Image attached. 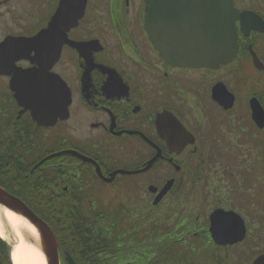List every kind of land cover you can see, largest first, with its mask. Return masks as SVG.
Returning <instances> with one entry per match:
<instances>
[{
	"label": "flooded vegetation",
	"instance_id": "af4514ba",
	"mask_svg": "<svg viewBox=\"0 0 264 264\" xmlns=\"http://www.w3.org/2000/svg\"><path fill=\"white\" fill-rule=\"evenodd\" d=\"M150 2L0 0V43L15 39L0 49L12 55L0 67V187L59 202L47 209L58 264H254L264 0H233L246 15L237 52L214 66L166 62L144 28ZM166 46L182 53L179 36ZM25 70L59 78L54 103L16 98L11 75Z\"/></svg>",
	"mask_w": 264,
	"mask_h": 264
},
{
	"label": "water",
	"instance_id": "95a60500",
	"mask_svg": "<svg viewBox=\"0 0 264 264\" xmlns=\"http://www.w3.org/2000/svg\"><path fill=\"white\" fill-rule=\"evenodd\" d=\"M189 1L191 2L192 0H179V2L168 5L169 3H162L161 0H151L144 20V28L150 41L155 47L159 48L164 60L173 65L214 66L230 61L237 52V27L235 21L239 18L243 19L246 15L238 13L233 8V0H195V3L199 5L188 3ZM163 9L169 12L164 11L165 13L162 14L161 11ZM204 9H210V16L200 20L193 15V11ZM173 18H178L179 21L176 23L169 22ZM172 36L180 37L181 46L179 50L182 53L173 54L172 48L166 46ZM204 36L206 38L208 36V41L211 45L208 48V53L201 55L199 52L205 51ZM200 42H203V47ZM11 43L15 44V39L0 43V49L5 44ZM182 44L187 45L182 46ZM7 57H12V55L8 54L3 58L0 56V67L5 63L2 60H6ZM3 73L0 70V74ZM45 81H51L52 83L44 85ZM58 81H60L59 78L51 73L25 70L12 73L10 88L15 91V96L18 100H26L28 103L26 98L30 97L32 105L42 103L51 105L54 103L52 99L55 97L56 91L54 82ZM16 82L20 83L16 84ZM21 91L23 94H21ZM48 97L51 100L47 101ZM47 117L49 118V116ZM0 204L21 215L35 227L39 234L40 246L46 263L58 264V242L47 223L39 218L23 201L10 195L1 187ZM69 262V264H74L70 258ZM254 264H264V255L260 256Z\"/></svg>",
	"mask_w": 264,
	"mask_h": 264
},
{
	"label": "bare ground",
	"instance_id": "6f19581e",
	"mask_svg": "<svg viewBox=\"0 0 264 264\" xmlns=\"http://www.w3.org/2000/svg\"><path fill=\"white\" fill-rule=\"evenodd\" d=\"M11 213V216H9ZM0 237L10 246V261L16 264H47L41 250L39 234L21 215L0 204ZM15 253V257L13 256Z\"/></svg>",
	"mask_w": 264,
	"mask_h": 264
},
{
	"label": "trees",
	"instance_id": "16d2710c",
	"mask_svg": "<svg viewBox=\"0 0 264 264\" xmlns=\"http://www.w3.org/2000/svg\"><path fill=\"white\" fill-rule=\"evenodd\" d=\"M40 218L45 222L49 221V215L47 209L49 208H60L59 202L50 201H27L25 202ZM59 218V216H57ZM57 228V224L55 225ZM0 264H11L9 256V246L7 243L0 238Z\"/></svg>",
	"mask_w": 264,
	"mask_h": 264
},
{
	"label": "clouds",
	"instance_id": "9594fccd",
	"mask_svg": "<svg viewBox=\"0 0 264 264\" xmlns=\"http://www.w3.org/2000/svg\"><path fill=\"white\" fill-rule=\"evenodd\" d=\"M13 256L15 257V253H13ZM16 264H22L20 260H16Z\"/></svg>",
	"mask_w": 264,
	"mask_h": 264
},
{
	"label": "rangeland",
	"instance_id": "374dc122",
	"mask_svg": "<svg viewBox=\"0 0 264 264\" xmlns=\"http://www.w3.org/2000/svg\"><path fill=\"white\" fill-rule=\"evenodd\" d=\"M6 242V241H5ZM7 243V245L9 246V244H8V242H6ZM96 250V249H95ZM9 253H10V246H9Z\"/></svg>",
	"mask_w": 264,
	"mask_h": 264
},
{
	"label": "snow or ice",
	"instance_id": "6c2138e0",
	"mask_svg": "<svg viewBox=\"0 0 264 264\" xmlns=\"http://www.w3.org/2000/svg\"><path fill=\"white\" fill-rule=\"evenodd\" d=\"M9 216H11V213H9Z\"/></svg>",
	"mask_w": 264,
	"mask_h": 264
}]
</instances>
